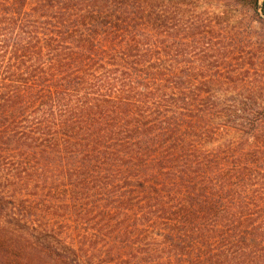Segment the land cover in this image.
<instances>
[{"label": "trees", "instance_id": "16d2710c", "mask_svg": "<svg viewBox=\"0 0 264 264\" xmlns=\"http://www.w3.org/2000/svg\"><path fill=\"white\" fill-rule=\"evenodd\" d=\"M163 4L0 0V174L14 169L0 186L32 183L70 217L130 221L95 260L97 235L39 236L48 264H264V132L252 121L248 149L204 148L212 129L247 126L243 107L221 105L225 77L176 69L219 39L170 23Z\"/></svg>", "mask_w": 264, "mask_h": 264}, {"label": "rangeland", "instance_id": "374dc122", "mask_svg": "<svg viewBox=\"0 0 264 264\" xmlns=\"http://www.w3.org/2000/svg\"><path fill=\"white\" fill-rule=\"evenodd\" d=\"M169 1L163 0V5L169 11L167 15L170 23L187 27L192 25L197 35L210 28L214 31L213 35L219 39H213L214 44L218 48L221 47L212 48L210 44L207 47L213 55L200 59L192 54L191 60L184 59L176 69L183 72L203 71L208 75L219 74L225 77L213 86L218 90V96H221V105L227 109L241 101L243 107L238 119L244 121L247 126H241L239 129H212L214 133L204 142V148L215 150L216 145L226 142L227 145H235L242 151L248 149L253 144L247 143L246 138L250 131L248 126L252 121H257L260 127L258 130L264 132V119L259 118V108L264 107V11L261 7L263 0H259L257 7L254 0ZM6 168L4 167L0 176L12 175L14 169ZM115 174V190L122 194L129 192V188H122L125 185L122 184V172L117 171ZM30 184L32 185H20L17 180L13 181L11 178L0 186V190L5 193L1 202L3 213L0 214V264H48L50 256L38 245L39 236L43 241L58 237L63 244L72 245L75 243L73 239L78 235H97L95 242L85 250L95 260L98 249L111 245L104 236L123 230L130 224L126 211L108 212L103 218L97 215L87 218L70 217L62 203L48 201L47 190L39 189L37 192L35 190L38 189ZM158 244L159 240L156 239L152 247L155 248ZM83 250L81 249L82 252ZM124 253L125 256L131 254L128 248Z\"/></svg>", "mask_w": 264, "mask_h": 264}]
</instances>
